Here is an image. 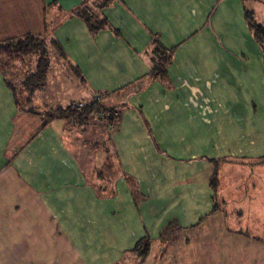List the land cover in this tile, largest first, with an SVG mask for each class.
I'll use <instances>...</instances> for the list:
<instances>
[{
  "label": "crops",
  "instance_id": "crops-1",
  "mask_svg": "<svg viewBox=\"0 0 264 264\" xmlns=\"http://www.w3.org/2000/svg\"><path fill=\"white\" fill-rule=\"evenodd\" d=\"M102 4L0 0V42L46 38L70 67L30 95L28 69L14 82L0 66V264H132L148 237L222 214L224 164L264 162V50L246 19L261 24L264 0ZM83 7L109 27L92 35ZM96 98L111 123L56 116Z\"/></svg>",
  "mask_w": 264,
  "mask_h": 264
},
{
  "label": "rangeland",
  "instance_id": "rangeland-1",
  "mask_svg": "<svg viewBox=\"0 0 264 264\" xmlns=\"http://www.w3.org/2000/svg\"><path fill=\"white\" fill-rule=\"evenodd\" d=\"M256 11L264 27V8L258 7ZM262 48L264 50V44ZM56 62L53 58L52 70L63 72L70 69L66 62ZM36 64L35 57L9 61L0 56L1 68L11 75L27 69H32V73ZM13 75L12 78L9 76L12 81L15 79ZM74 95L75 92L71 91L68 98ZM107 147L111 145L107 144ZM114 174L110 177L114 178ZM220 180L227 198L225 206H221V200L217 201L222 214L207 215L193 226L183 228L178 221L181 228L169 230L171 233L160 237H148L144 241L149 240L148 246H142L132 264H264V162L237 159L234 164L226 163L221 169ZM252 184H257L256 188ZM174 211L172 209L170 214ZM229 230L257 237L262 244L255 243L252 238L230 235Z\"/></svg>",
  "mask_w": 264,
  "mask_h": 264
},
{
  "label": "trees",
  "instance_id": "trees-1",
  "mask_svg": "<svg viewBox=\"0 0 264 264\" xmlns=\"http://www.w3.org/2000/svg\"><path fill=\"white\" fill-rule=\"evenodd\" d=\"M112 2L113 0H104V4L99 5L98 9L107 7ZM96 14H97L96 10H92L87 7H83L74 13L76 17L82 19L86 23L88 29L94 36L109 27L108 20L99 19L97 18ZM246 19L250 31L252 32L254 42L259 46L263 45L264 27L255 21L252 13L247 12ZM51 49H54V51L57 52L58 55L57 59L60 58L61 60V58L63 59L66 58L59 44L52 43L51 45L49 44L46 38H42L38 36L28 35L22 38L0 42V56H5L9 61L20 60L24 57L37 58V64L34 67L33 72L32 73L30 72V74H28V76L25 77L23 80V85L30 95L34 94L38 89H40L42 86L46 84L48 74L52 68L53 56ZM154 54L156 55L157 58L161 59L160 63L165 62V60H163L164 54L161 48L157 47L156 50L154 51ZM153 73L154 76H160L163 78L164 77L163 64L160 65L159 63L156 62V65L153 69ZM99 100L100 98L99 99L96 98L93 103L87 105H84L82 103L73 104L66 110H59L58 112H56V116L65 119L76 118L78 123L80 124L88 121L91 118V116L98 114L103 118L106 117L109 120V123H111L114 115L113 112L110 111V108H107L104 105H102ZM75 105H81V107L78 109L75 108ZM215 164L217 165L219 163L215 162ZM211 186L214 191H217V189L219 188L218 169L215 170V174L211 181ZM144 244L145 242L139 243L135 248V252L136 253L139 252Z\"/></svg>",
  "mask_w": 264,
  "mask_h": 264
},
{
  "label": "built area",
  "instance_id": "built-area-1",
  "mask_svg": "<svg viewBox=\"0 0 264 264\" xmlns=\"http://www.w3.org/2000/svg\"><path fill=\"white\" fill-rule=\"evenodd\" d=\"M80 107H81V105H75V108H78L79 109Z\"/></svg>",
  "mask_w": 264,
  "mask_h": 264
}]
</instances>
